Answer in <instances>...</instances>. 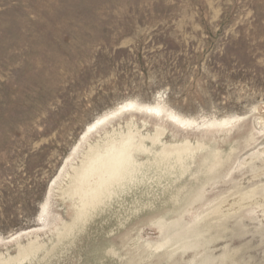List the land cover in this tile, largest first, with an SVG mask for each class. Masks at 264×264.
<instances>
[{
	"label": "rangeland",
	"instance_id": "374dc122",
	"mask_svg": "<svg viewBox=\"0 0 264 264\" xmlns=\"http://www.w3.org/2000/svg\"><path fill=\"white\" fill-rule=\"evenodd\" d=\"M130 119L139 140L187 145L182 175L143 171L58 242L64 174ZM21 249L39 257L24 264H264V0H0V264Z\"/></svg>",
	"mask_w": 264,
	"mask_h": 264
},
{
	"label": "bare ground",
	"instance_id": "6f19581e",
	"mask_svg": "<svg viewBox=\"0 0 264 264\" xmlns=\"http://www.w3.org/2000/svg\"><path fill=\"white\" fill-rule=\"evenodd\" d=\"M135 107L136 105L133 103H124L116 109L97 117L86 127L82 139L92 134L100 126L107 124L113 117L115 118V116L126 111L130 112ZM146 111L157 113L161 110L152 107ZM167 117L179 127L189 124L188 121L174 114H168ZM232 121H221L217 124L213 122L208 125L211 127L214 124L212 127L217 128V130H223ZM131 122L132 120L130 119L126 123L124 130L118 132L116 129H112L104 134L103 138H98L94 141L88 150L82 154L77 166L71 172L64 174L67 176V180L65 185L60 188L61 196L63 199L71 201L74 211L72 210L71 225L65 227L63 232L61 231L58 235V238H55L58 242L72 238L76 232L82 231L89 219L101 207L112 200L117 190L124 189L128 184L136 182L138 175L142 174L143 171L154 169L170 176L174 174L182 175V173L179 174V170L183 168V160L188 149L187 145H183V147H165L158 142H152L158 140L156 135L142 136L139 140ZM134 140H139L140 142L137 149L132 144ZM147 141L153 143L154 146L148 147ZM142 155L144 158H141ZM174 203L178 204L177 196L174 198ZM20 236L18 233L10 239L17 240ZM31 242L33 241L31 240ZM31 242L30 244H32ZM45 247L46 245L41 243L28 249L35 250L32 253L35 252L39 257L42 254V260H48L53 256L55 250L44 251ZM28 249H21V256L18 254V258H9L4 264H24L36 261L39 257L36 259H34L35 257H30L29 253H27ZM108 254L115 255V249H109Z\"/></svg>",
	"mask_w": 264,
	"mask_h": 264
}]
</instances>
